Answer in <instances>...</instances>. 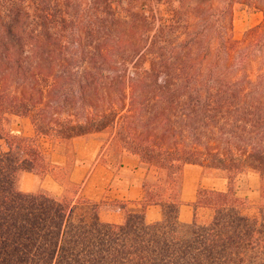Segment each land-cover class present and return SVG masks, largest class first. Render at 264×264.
I'll use <instances>...</instances> for the list:
<instances>
[{
	"label": "trees",
	"instance_id": "trees-1",
	"mask_svg": "<svg viewBox=\"0 0 264 264\" xmlns=\"http://www.w3.org/2000/svg\"><path fill=\"white\" fill-rule=\"evenodd\" d=\"M220 1L194 22L190 0H0V264H264V23L233 37L234 6L264 0ZM100 133L146 165L140 201L21 188L25 171L65 175L46 141ZM187 164L228 186H200L182 222ZM248 170L254 212L235 186Z\"/></svg>",
	"mask_w": 264,
	"mask_h": 264
},
{
	"label": "crops",
	"instance_id": "crops-1",
	"mask_svg": "<svg viewBox=\"0 0 264 264\" xmlns=\"http://www.w3.org/2000/svg\"><path fill=\"white\" fill-rule=\"evenodd\" d=\"M52 146L51 157L54 164L60 167L70 164L65 185L68 181L79 185L82 196L96 202L142 199L143 181L146 176L142 161L131 152L116 151L111 140L104 135L79 136ZM60 149L65 151L60 153ZM204 180V169L201 166L187 164L184 167L183 205L180 210L182 222L192 221V203L196 200L200 183H205ZM220 183L217 181L216 184ZM38 186L45 187L55 195H61L59 188L62 187L63 191L65 188L58 182L54 173H48L44 177H38L29 171L22 174L21 188L24 191H35ZM106 215L114 219L108 220L113 222H119L122 218V212L112 207L106 208L103 217ZM147 218L149 221L159 220L161 208L157 205L149 206Z\"/></svg>",
	"mask_w": 264,
	"mask_h": 264
},
{
	"label": "rangeland",
	"instance_id": "rangeland-1",
	"mask_svg": "<svg viewBox=\"0 0 264 264\" xmlns=\"http://www.w3.org/2000/svg\"><path fill=\"white\" fill-rule=\"evenodd\" d=\"M225 1L220 0H190V5L197 7V12L193 14L191 17H183V19H189L194 22L200 21L204 18V13L207 11L206 9H210L211 7L216 10V8H222L224 7ZM165 7V6H164ZM218 15V12H216ZM229 12L225 15L226 19H229ZM207 16V15H205ZM208 17V16H207ZM218 16H215L214 20H217ZM264 23V13L260 11L253 10L247 6H244L242 4H236L234 6V13H233V37L235 39L241 40L244 38V34L247 30ZM9 128L15 133H18L23 136L31 137L34 135V127L33 124L28 117L24 116H11L9 120ZM101 135H104L105 138L109 139L108 133H100ZM52 148V143L46 141L45 142V148L47 150ZM60 153H63L65 151L64 149H60ZM145 169L146 165L143 163ZM70 170V164L68 166L63 167V171L65 175H56L59 172V169L55 171L54 175L58 182L62 184L63 188L65 187V182L68 180V173ZM32 172V171H29ZM147 172V170H146ZM33 173V172H32ZM255 171H245L243 172L236 181V189L240 196L246 197L249 200V203L251 204L253 212L257 209V206L260 204L261 200V180L259 177V174H256ZM46 175V174H45ZM45 175H40L38 177H44ZM204 182L200 183V186L209 188V189H218V190H226L228 186V181L225 178V174L220 171H213V170H204ZM221 180V181H220ZM217 181L221 182L220 184H216ZM47 190L45 187L36 188L35 190ZM59 192L63 193L62 187L59 188ZM48 191V190H47ZM58 192V193H59ZM59 193V194H60ZM58 195V194H57ZM193 205V203H192ZM193 210V206L191 207ZM206 216V213L204 210L199 212V219L204 220ZM106 220H114L110 216H107L104 218ZM193 220V219H192ZM191 222V221H190Z\"/></svg>",
	"mask_w": 264,
	"mask_h": 264
}]
</instances>
